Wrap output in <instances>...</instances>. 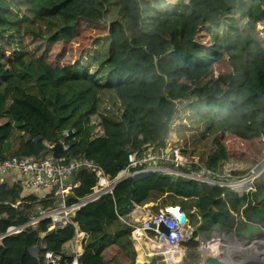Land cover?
I'll return each instance as SVG.
<instances>
[{
    "label": "trees",
    "instance_id": "1",
    "mask_svg": "<svg viewBox=\"0 0 264 264\" xmlns=\"http://www.w3.org/2000/svg\"><path fill=\"white\" fill-rule=\"evenodd\" d=\"M13 7L23 8L28 20H8ZM181 7L166 10L158 0H0V158L45 157L51 146L61 143L62 131L74 129L75 135L63 142L66 148L53 160L66 165L83 156L114 177L125 167L130 149L162 143L179 115L184 128L202 140L212 139L210 151L200 160L209 170L221 173L227 159L249 165L261 160L264 0H188ZM110 8L124 21L120 15L106 20ZM21 29L35 35L36 53L26 45ZM102 36L107 38L105 61L96 65L89 55L90 68L95 69L91 72L82 59L89 60L85 51ZM103 93L113 95L117 111H100ZM15 132L27 137L23 141L18 134L17 148L12 142ZM73 175L78 185L71 188L67 203L95 184L87 170ZM22 191L19 182L0 184V234L25 224L36 204L50 206L48 200L22 196ZM154 198L161 207L178 206L176 201L185 207L194 204L198 214L206 212L203 219L209 228L237 218L236 233L253 208V199L228 188L151 173L119 182L112 194L80 208L73 224L51 234L46 219L3 238L0 264H38L47 251L69 255L62 247L74 238L75 227L88 236L79 264L112 259L135 264L130 229L117 215ZM217 241L214 251L240 246L232 236ZM142 244L150 245L145 240ZM135 245L137 259L143 261L142 245ZM34 247L37 257L30 251Z\"/></svg>",
    "mask_w": 264,
    "mask_h": 264
},
{
    "label": "built area",
    "instance_id": "2",
    "mask_svg": "<svg viewBox=\"0 0 264 264\" xmlns=\"http://www.w3.org/2000/svg\"><path fill=\"white\" fill-rule=\"evenodd\" d=\"M74 135V129L64 130L60 133L62 148H66L63 142ZM165 139L162 143L146 144L140 149H130L127 153L125 167L114 177L108 176L96 163L83 156L70 160L66 165L58 164L51 156L0 158V179L10 172H16L22 178L20 183L23 188L48 190L58 198L55 207L44 210L38 207L25 224L8 227L4 233L0 234V242L3 238L20 233L28 227L34 228L38 222L46 219L51 222V229L71 225L80 208L98 201L104 195L112 194L115 185L126 179L137 180L151 173H159L175 179L194 181L200 185L228 188L241 197L250 189L252 182L257 179L261 172L260 168L264 167L263 161L250 168L244 176H224L209 170L199 159L189 155L179 146L166 142ZM82 169L92 173L95 184L89 193L78 198L75 202L67 203L73 187V185H69L68 180L73 173ZM250 178L251 181L248 183L247 180ZM180 212H182L181 209ZM117 219L130 229V238L135 244L140 243L137 241L138 238H143L154 246L151 249L145 245L150 255L179 250L183 257L184 243L196 240V231L189 225L187 217L185 216V223L180 224L178 216L169 209V205L139 221L128 215H117ZM161 223L168 229V233L158 229ZM151 225L154 227L152 228ZM184 226L187 228L184 229ZM181 230H184L183 234H181ZM148 232H151V238L148 236ZM75 239L79 245H82L85 240L77 233ZM196 243L202 246V240H197ZM30 251L34 257H37L35 248ZM79 257L80 255L77 253L70 256L47 251L38 258V264H79Z\"/></svg>",
    "mask_w": 264,
    "mask_h": 264
},
{
    "label": "rangeland",
    "instance_id": "3",
    "mask_svg": "<svg viewBox=\"0 0 264 264\" xmlns=\"http://www.w3.org/2000/svg\"><path fill=\"white\" fill-rule=\"evenodd\" d=\"M187 2H188V0H163V2L160 3V1L158 0L159 6H161L163 9L176 10V11H180L182 9L181 4L187 3ZM150 5L154 6V8H155L156 4L153 1V2H150ZM22 9L23 8L13 7L12 10L14 13L12 14V16H10L8 18V20H10V21L15 20V21H21V22L28 20L26 18L25 12ZM151 12H153L152 9L150 10V13ZM119 15H120V17H119ZM146 15H147V12L144 11V17H146ZM118 17H119V20L124 21L122 14L120 12L118 13V11L114 8H110L108 13H106V15H105L106 20L118 18ZM243 22H244V20H242V24H243ZM24 29H21V35L23 36L24 41H25L26 45L28 46V48L30 49V51L33 53H36V50H35L36 43H34V40H33L35 38V35H33V33H31L30 31L25 32ZM42 29H44L43 26H42ZM144 30H146V29H144ZM104 41H105V43L103 45L104 47L102 46L100 48V45ZM39 53H37V54H39ZM106 54H107V38H105V40H104V38L102 36L94 42V44L91 46V48H89L85 51L84 55L87 56L85 58H86V60H88V59L89 60L87 62H85V59H82V62L84 65L86 64L85 66H87V68L89 70V68L92 65V63H90L91 59H90L89 55L94 56L93 60H94V63H96V65H99V64L101 65L102 61H103V63L105 61ZM94 70H95L94 68H90L91 72ZM101 99H102V107L100 109L101 112H103L104 109L108 108V107H110V109H112L113 111L118 110L119 105L117 104V101L115 100L113 95H111L109 93H103L101 95ZM182 125H185V122L182 123L181 117L179 115L176 116L165 141L172 143L176 146H179L181 149H183V151H185L189 155H192L193 157H195L199 160H203V158L206 156V154L211 149V140L212 139L207 138V139L202 140L200 138V136L197 135V133H195L193 130H188L187 128H184V126H182ZM263 161H264V157L261 160H259L258 162L254 163L252 165H249V164H244L243 162H240V161H235L233 159H227L225 162L222 163L220 171H221V174L224 176L240 177L244 174H247L249 169L252 168L254 165H256L259 162L261 163ZM233 172H238L240 174L233 175L232 174ZM256 181L257 180L255 179L252 182L251 187ZM256 184H257V182H256ZM260 186H261V184H260ZM260 190L261 189H257L256 190L257 192H255V193H258ZM159 200L160 199L149 200L146 204H144L140 207L144 211L150 210L152 212H155V211H153V208L161 207ZM176 202H178V204H179L178 206L180 207V209L185 212L187 219H188V222H189V225L192 228H195L198 225L200 218H199V214L194 212V209H193L194 204L190 205L189 207H185V205L182 201H176ZM242 210L244 211L245 208L243 207ZM238 221H240V220H237V218H235V219L230 218L229 221H227L225 224L217 225L216 227L210 226V228L207 225H205V223H203V225L198 227V230L196 231L197 235H196L195 241L202 240V246L199 249L205 255H208L210 253L207 249V242H205V240L206 241L210 240L208 242L209 248H210V250L214 251L217 249V246L219 244L217 240L220 239L221 236L227 235V232H231L233 235L234 234L237 235L238 232L236 233L235 231L237 230V227H238ZM148 236L151 238L150 234H148ZM236 241L240 245L238 249H234V248H233V250L232 249L231 250L222 249V250H219V251L211 254V256L208 255L205 258L203 256V258H202L203 260L199 264H206V262H205L206 258L213 257L214 255L220 254L222 252H234V253H231L229 256V258L232 260V262L229 264H254V263L259 264V260L264 262V247L262 248L263 244L258 245V247L261 248V250H260L261 256L258 260L257 258L255 259L254 257L250 258V256H251L250 254H253L255 252H259V250H255L254 252H253V249H252V252L247 250V249L244 250L243 248H245V247L242 246L244 244H241L242 240L236 239ZM224 243H227V242H224ZM197 245H198V243L195 246H197ZM142 246H145V245H142ZM136 249H137V247H136ZM172 253H174L175 255H179V256L182 255L181 251H179V250H173ZM222 256L225 259L227 258L226 255H222ZM181 257L177 261L173 260L171 264H181V263H179V262H183L181 260ZM218 258L221 259L222 258L221 255L220 256L218 255ZM183 264H186V263L183 262ZM225 264H227V261L225 262Z\"/></svg>",
    "mask_w": 264,
    "mask_h": 264
},
{
    "label": "crops",
    "instance_id": "4",
    "mask_svg": "<svg viewBox=\"0 0 264 264\" xmlns=\"http://www.w3.org/2000/svg\"><path fill=\"white\" fill-rule=\"evenodd\" d=\"M99 132V131H98ZM18 134L22 137L21 138V140H26V136L23 134V135H21L20 133H18V132H15L14 133V135H13V137H12V142H14V144H15V146H16V148L18 147V145H21L20 143H21V140L18 142V140L17 139H15L17 136H18ZM167 137V136H166ZM11 142V141H10ZM11 149H12V146H11ZM46 156H51V151L48 153V154H46ZM45 156V157H46ZM76 177H77V175H73L72 177H70V179L68 180V183H69V185L71 186V185H73V187L74 186H77L78 185V183H77V181H76ZM20 181H22V178L19 176V174L18 173H16V172H10V173H8V174H6V175H4L3 176V178L2 179H0V184L1 183H7L8 185H12V184H14V183H16V182H19V184L21 185V183H20ZM22 187V186H21ZM23 188V187H22ZM29 195H34V196H36L37 197V199L38 200H48V201H50V206H48V207H42V205L41 204H36V206H35V210L33 211V213L34 212H36V210H37V208L39 207V208H41V209H46V208H53V207H55L56 206V204H57V202H58V198L57 197H54L51 193H50V191H48V190H43V191H41V190H39V189H36V188H29V189H25V188H23V191H22V196H29ZM158 198H154V200H157ZM159 202H160V200H159ZM168 205H170V203H168V204H166V206H164V207H159V209L157 210V211H155L154 209L155 208H157V207H155V208H153V211H155V212H152V211H150V210H146V211H144V210H142V208L140 207V206H138V205H135V204H133L132 205V208H131V211L127 214L129 217H131V218H133V219H136V220H142V219H144L145 217H147L149 214H152V213H157L160 209H164V208H166ZM213 209V208H212ZM182 211V210H181ZM184 214H185V212L184 211H182ZM194 212H196V210L194 209ZM197 213V212H196ZM145 216V217H144ZM185 216H186V214H185ZM187 217V216H186ZM36 226V225H35ZM116 227V226H115ZM117 228H121V227H119V226H117ZM51 230H54V229H50V231ZM75 234L77 233L79 236H83L84 237V243L82 244V245H79L76 241V239H75V236H74V238H72L70 241H68L67 243H65L64 245H63V247H62V249H63V252L64 253H66V254H69L70 256L71 255H73L74 253H77L78 255H80L81 256V254H82V251H83V249H84V246H85V244H86V240H87V235L84 233V232H81L79 229H77L76 227H75ZM114 232H116V229L114 228ZM151 232H148V234H150ZM129 239H130V241H131V243H132V245H133V247H134V249H135V252H136V258H135V264H142L144 261H139L137 258H138V256H137V251H136V248H135V243L132 241V239L129 237ZM143 239V238H142ZM116 241L118 240V239H115ZM144 240V239H143ZM79 243H80V241H78ZM140 245H143L142 244V242H140L139 243ZM35 248V247H34ZM36 250V249H35ZM37 251V250H36ZM217 252V251H216ZM37 254H38V252H37ZM143 255H144V253H143ZM104 264H117L116 262H115V260H107V261H105L104 262Z\"/></svg>",
    "mask_w": 264,
    "mask_h": 264
},
{
    "label": "water",
    "instance_id": "5",
    "mask_svg": "<svg viewBox=\"0 0 264 264\" xmlns=\"http://www.w3.org/2000/svg\"><path fill=\"white\" fill-rule=\"evenodd\" d=\"M61 148H62V145L60 143H56L53 146H51V148H50L51 149V157L53 159H56L57 153ZM89 175L92 176V173L89 172ZM259 183L261 184L262 187H264V169L259 175ZM261 198H264V194L260 197V199ZM169 209L178 216V222L180 224L185 223V215L183 212H180L179 206H172L170 204ZM205 213L199 214L200 221H199L198 225L194 228L195 231L198 230V227L203 225V223H204L203 215H205ZM151 227L153 228L154 225H151ZM186 228L187 227L184 226V229H186ZM158 229L160 231H163L164 233H168V229L163 225V223H161L159 225ZM52 232H53V230H51L49 232V234H51ZM183 233H184V230H181V234H183ZM227 234L234 236L231 232H227ZM258 234L263 235L264 231H261L256 225H253L250 223L246 224V227L244 229H242L240 232V236H242L246 239H250L252 236L258 235ZM184 247H185L184 248V254L182 257L183 262H185L186 264H199L203 260L202 259L203 258L202 251L199 249L201 247L200 245H197L196 247H187V246H184ZM35 249L37 250L36 247H35ZM143 253H144V262L142 264H168L165 261V254L150 255L148 253V250L145 247H143ZM205 262H206V264H223L222 262H220L218 259H216L214 257L206 258ZM169 264H171V263H169Z\"/></svg>",
    "mask_w": 264,
    "mask_h": 264
},
{
    "label": "flooded vegetation",
    "instance_id": "6",
    "mask_svg": "<svg viewBox=\"0 0 264 264\" xmlns=\"http://www.w3.org/2000/svg\"><path fill=\"white\" fill-rule=\"evenodd\" d=\"M263 169H264V167L260 168L261 172L263 171ZM260 173H259V175H260ZM244 175H242V176H244ZM259 175L256 179L257 184L255 182L252 185V187H250V189L245 194H243L241 196V197H244V196L248 195L249 200L253 199L252 203H251L252 207H253L252 213L247 215V220L244 222L243 227L238 231L237 235L234 234V236H233L237 240L238 239L242 240L241 244L245 245V246L243 245L245 247V248H243L244 250L247 249L251 252H252V249H257L259 244H263L262 247H264V234L263 235H261V234L254 235L249 240V239H246V238L240 236V232L242 229H244L246 227V224H248V223L256 225L261 231H264V198L260 199V197L264 194V187L260 186V184H259ZM247 181L249 183L251 181V178L248 179ZM257 189H261V190L256 194L255 192H257L256 191ZM253 194H256V195L254 196ZM247 202L248 201H246L245 205H247ZM254 247H256V248H254Z\"/></svg>",
    "mask_w": 264,
    "mask_h": 264
},
{
    "label": "bare ground",
    "instance_id": "7",
    "mask_svg": "<svg viewBox=\"0 0 264 264\" xmlns=\"http://www.w3.org/2000/svg\"><path fill=\"white\" fill-rule=\"evenodd\" d=\"M145 217V216H144ZM227 236H231L230 234H227ZM233 237V236H232ZM234 238V237H233ZM235 239V238H234ZM236 240V239H235ZM138 242H143V239L142 238H138V240H137ZM243 246V245H242ZM245 246V245H244ZM243 246V247H244ZM146 248V247H145ZM149 248H151V249H153L154 248V246L152 245V244H150L149 245ZM254 248H256V247H254ZM263 248V247H262ZM142 250H143V247H142ZM255 250H259V252H255V253H253V254H251V256H250V258H257L258 260H259V258H260V256H261V248H259V247H257V249H253V252L255 251ZM208 251H209V253L210 254H208V255H210L211 256V254H213V253H215L216 251H213V250H210V248L208 247ZM173 252V250L172 251H169V252H166L165 253V261H166V263H172V261L173 260H175V261H177V260H179L180 259V256L179 255H175L174 253H172ZM231 253H234V252H222V253H220V254H217V255H214L213 257L214 258H216V259H218L220 262H222L223 264H225V262L227 261V264H229V263H231L232 262V260L229 258V256H230V254ZM202 254H203V256H204V258L205 257H207L208 255H205L203 252H202ZM218 255L220 256L221 255V259H219L218 258ZM222 255H226L227 256V258L225 259ZM179 263H181V264H183V262H179ZM255 264V263H254ZM259 264H264V262H262V261H260L259 260Z\"/></svg>",
    "mask_w": 264,
    "mask_h": 264
},
{
    "label": "clouds",
    "instance_id": "8",
    "mask_svg": "<svg viewBox=\"0 0 264 264\" xmlns=\"http://www.w3.org/2000/svg\"><path fill=\"white\" fill-rule=\"evenodd\" d=\"M61 144V143H60ZM185 246V245H184ZM145 247V246H144ZM196 247V246H195ZM146 249H147V247H146ZM148 250V249H147Z\"/></svg>",
    "mask_w": 264,
    "mask_h": 264
}]
</instances>
